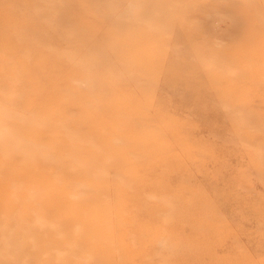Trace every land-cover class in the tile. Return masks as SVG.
Segmentation results:
<instances>
[{"label": "rangeland", "instance_id": "obj_1", "mask_svg": "<svg viewBox=\"0 0 264 264\" xmlns=\"http://www.w3.org/2000/svg\"><path fill=\"white\" fill-rule=\"evenodd\" d=\"M0 264H264V0H0Z\"/></svg>", "mask_w": 264, "mask_h": 264}]
</instances>
